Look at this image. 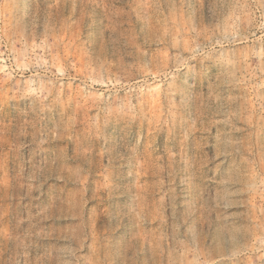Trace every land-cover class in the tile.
Masks as SVG:
<instances>
[{
  "label": "rangeland",
  "instance_id": "rangeland-1",
  "mask_svg": "<svg viewBox=\"0 0 264 264\" xmlns=\"http://www.w3.org/2000/svg\"><path fill=\"white\" fill-rule=\"evenodd\" d=\"M0 264H264V0H0Z\"/></svg>",
  "mask_w": 264,
  "mask_h": 264
}]
</instances>
